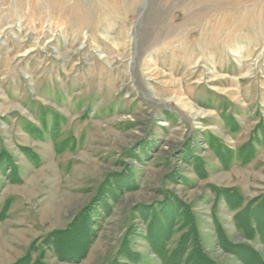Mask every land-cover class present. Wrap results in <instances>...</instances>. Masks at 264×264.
I'll return each instance as SVG.
<instances>
[{"label": "rangeland", "instance_id": "1", "mask_svg": "<svg viewBox=\"0 0 264 264\" xmlns=\"http://www.w3.org/2000/svg\"><path fill=\"white\" fill-rule=\"evenodd\" d=\"M258 126L264 0H0V264L30 247L44 264H161L138 210L169 195L192 205L219 264L242 263L217 246L214 218L264 259L211 190L234 189L243 206L264 193V146L225 169L208 145L236 152ZM106 177L134 187L106 201L110 212L96 209L85 258L60 261L45 239ZM125 237L136 262L118 256Z\"/></svg>", "mask_w": 264, "mask_h": 264}, {"label": "trees", "instance_id": "2", "mask_svg": "<svg viewBox=\"0 0 264 264\" xmlns=\"http://www.w3.org/2000/svg\"><path fill=\"white\" fill-rule=\"evenodd\" d=\"M258 136L254 133L236 152L221 145L217 139L208 138L209 148L223 168H229L233 161L247 164L257 154V147L264 146V129L257 127ZM187 154V153H186ZM191 163L198 177L206 174L204 163L198 157L185 156ZM4 165V166H3ZM0 163V172L8 166ZM9 166H12L9 163ZM11 172L14 167L9 168ZM14 173V172H13ZM13 181H18L17 178ZM134 187L131 178L106 177L97 189L95 197L80 214L63 231H55L45 239L46 247L54 250L57 258L63 262H80L83 260L93 243L95 232L96 209L101 207L107 213L111 206L108 199L116 201L125 190ZM219 199H223L227 207L235 212L233 222L236 230L251 242L256 238L264 246V193L251 199L244 206L241 195L234 189H211ZM139 217L145 222V240L150 252L161 264H219L202 245L196 217L192 205L185 204L176 196H166L157 205L142 206L138 210ZM217 246L224 253L235 256L242 264H264V259L248 243L232 242L216 218L213 220ZM177 238L174 240L175 236ZM30 247L21 257L10 264H44L43 254L33 257L35 250ZM118 256L136 262L139 255L131 252L126 237L118 250Z\"/></svg>", "mask_w": 264, "mask_h": 264}]
</instances>
